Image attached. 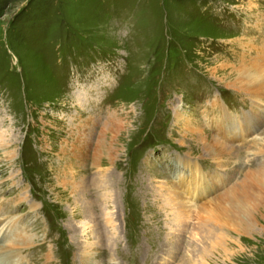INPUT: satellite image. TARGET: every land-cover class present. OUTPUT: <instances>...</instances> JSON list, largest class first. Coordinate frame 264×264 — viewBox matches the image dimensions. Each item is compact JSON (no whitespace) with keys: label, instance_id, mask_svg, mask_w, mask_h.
<instances>
[{"label":"rangeland","instance_id":"obj_1","mask_svg":"<svg viewBox=\"0 0 264 264\" xmlns=\"http://www.w3.org/2000/svg\"><path fill=\"white\" fill-rule=\"evenodd\" d=\"M0 219L7 264H264V0H0Z\"/></svg>","mask_w":264,"mask_h":264},{"label":"bare ground","instance_id":"obj_2","mask_svg":"<svg viewBox=\"0 0 264 264\" xmlns=\"http://www.w3.org/2000/svg\"><path fill=\"white\" fill-rule=\"evenodd\" d=\"M254 75V74H253ZM252 75V76H253ZM251 79H255V76H253V77H251ZM253 84V83H252ZM262 84V83H261ZM253 86V85H252ZM254 87V86H253ZM255 88V87H254ZM256 89V88H255ZM183 118V117H182ZM104 130H103V133H101L100 134V136H101V139H104ZM116 133V132H115ZM101 145H102V143H101ZM100 144L99 145H97L96 147H97V150H96V152H95V155H96V158L99 156V154H101V152H103V148H102V146H101ZM101 149H102V151H101ZM110 150V148H108V151ZM211 151L215 154L216 153V149L214 148V147H212V149H211ZM242 183L240 182V185H241ZM239 187V186H238ZM237 186H234L233 188H231V190H230V196H228V197H230L231 199H233V201L239 206V203H240V201H239V199H240V197L239 196H237V195H242V191H243V189H244V187H242L241 189H239ZM169 188V187H168ZM237 189H239V191L237 190ZM172 190V189H171ZM238 191V192H241V193H237V195H235L233 192H231V191ZM173 191V190H172ZM171 193V192H170ZM176 194H178V193H176ZM173 196H174V194H173ZM175 197V196H174ZM180 197V196H179ZM227 197V198H228ZM178 198V197H177ZM175 199V198H174ZM187 202V201H186ZM229 202V201H228ZM231 203V202H230ZM229 205V204H228ZM231 205V204H230ZM231 207V206H230ZM232 208V207H231ZM228 209V208H227ZM253 209H255L254 207H253ZM253 209H250V212L251 211H254ZM232 216H234V218H236V216L235 215H232ZM245 216H246V220H247V222L250 224L251 223V221H252V219H253V215H248L247 213L245 214ZM248 217V218H247ZM231 218V217H230ZM245 220V221H246ZM245 221H237L236 222V228H237V230L238 229H240V230H242L243 232L244 231H246L247 230V225H246V223H245ZM4 227L5 226V224H4V222L0 219V227H2V226ZM0 230H1V228H0ZM1 232V231H0ZM7 251H5V228H4V230H3V233L0 235V264H7L6 263V261H5V258L6 257H12V256H10V255H8L7 256ZM14 256V255H13ZM12 259V258H11ZM9 263V262H8ZM194 263V262H193ZM192 263V264H193Z\"/></svg>","mask_w":264,"mask_h":264}]
</instances>
